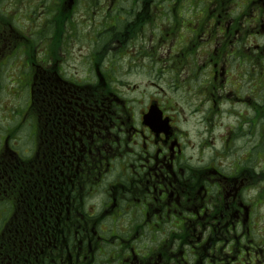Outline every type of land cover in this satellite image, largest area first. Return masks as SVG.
<instances>
[{
  "label": "flooded vegetation",
  "instance_id": "af4514ba",
  "mask_svg": "<svg viewBox=\"0 0 264 264\" xmlns=\"http://www.w3.org/2000/svg\"><path fill=\"white\" fill-rule=\"evenodd\" d=\"M87 1L93 15L99 0ZM103 1L81 75L50 54L38 65V40L0 20V79L23 51L41 118L31 145H15L20 127L0 136V264H264L253 239L263 141L229 164L232 143L264 140V70L249 69L264 68V0ZM56 4L71 13L65 29H80L77 0ZM177 75L187 87L168 85ZM222 105L247 111V133L231 130L219 147L201 132L191 154L180 112L213 134ZM154 108L162 118L146 122Z\"/></svg>",
  "mask_w": 264,
  "mask_h": 264
},
{
  "label": "rangeland",
  "instance_id": "374dc122",
  "mask_svg": "<svg viewBox=\"0 0 264 264\" xmlns=\"http://www.w3.org/2000/svg\"><path fill=\"white\" fill-rule=\"evenodd\" d=\"M2 0L0 1V16H10V21L15 29L22 33V35L26 36L29 39L38 40V47L35 49L34 55L36 56V62L38 65L42 67H47L46 59L45 63H42V60L46 57V55L52 56L55 60H62L63 67L69 73L79 72L81 75L83 72V61L85 56L89 53L90 42L87 33L89 29V20L90 17L91 21L94 25V21L100 22L104 20V9L103 6L104 1L99 0L97 2L98 9H96L95 13L91 15V7L90 2L87 0H77V4L73 7L78 5V15H74L72 19H74L75 23L80 21V29L76 27V32L73 29V26H70L64 30V46L63 50H68L69 53H65L66 55L62 56L61 51L55 49V47L51 46L52 48L48 47V43L52 44L51 40L54 35V31L52 28L48 27V21L53 17L52 14L48 13L49 7L55 9V1L51 0ZM79 1V2H78ZM204 2H210V0H200ZM192 7V5H189ZM46 8V9H45ZM45 25H44V24ZM40 32L45 33V40L44 37ZM87 33V34H85ZM75 34H79L78 36ZM51 50V51H50ZM85 50V51H84ZM50 51V52H49ZM84 51V52H83ZM24 56L23 51L15 54L14 58L6 64V68L1 72V79H0V136L4 137L7 130H15L19 128L18 136L20 135L19 144H15L16 146L22 147V145H31V135L32 138L36 135L37 125L36 120L34 118L28 117V109L30 107V95L28 94V86L26 85V81H23L20 76L21 67H25L26 64H23ZM25 59V58H24ZM26 61V60H25ZM52 60L49 59V62ZM67 61V63H66ZM22 65V66H21ZM49 65V64H48ZM71 68V69H69ZM118 71L119 74V66L114 68ZM249 69L251 71L256 70H264V68L259 69V65L252 67L249 65ZM79 79H81L79 77ZM167 76L163 78H159L157 82L159 83L160 87L166 88L168 85L172 86H179L182 89L187 87L183 86V80L180 75H177L174 78V85L173 82L168 81V85L163 83H167L165 80ZM119 80V76L116 78ZM22 81V82H21ZM144 79L138 80V83L144 82ZM181 83V85H180ZM236 84V83H235ZM244 82H240V85H244ZM118 85V84H116ZM118 88V87H117ZM239 90L238 87H236ZM118 92V90H117ZM166 96H162V99H166ZM182 98L181 96H174V100H179ZM234 108L227 106H219L218 111V121L216 123V129L214 133H211L212 127L208 124H205L202 120V117L199 116L197 112L194 111H184L180 112L183 114L182 117L184 123H182V127L184 131L190 138V153L197 155L199 152L201 153L204 149V141L205 139L210 140L214 139H221L219 147L222 145V140L228 136L229 131L233 130L236 131L237 129H241L242 133H247L248 127L245 124L247 111L244 109H236L233 111ZM203 132L201 139H199V133ZM15 135L14 137H18ZM250 139V140H249ZM249 139L244 136V138L239 139L237 142L232 143V154H229V164L230 162L234 163L237 159H243L246 154L249 152L252 146H258L259 142L263 141V148H264V140L260 141L259 136ZM33 142V141H32ZM1 143V141H0ZM12 143H15L12 141ZM22 144V145H21ZM17 146V147H18ZM211 155H207V161L210 159ZM199 159L196 160V163H199ZM219 163V159H217ZM225 163V160H223ZM262 208V207H261ZM259 214L256 217L255 221V233L253 236L255 247L264 250V208L258 210ZM245 263V260L243 261Z\"/></svg>",
  "mask_w": 264,
  "mask_h": 264
},
{
  "label": "trees",
  "instance_id": "16d2710c",
  "mask_svg": "<svg viewBox=\"0 0 264 264\" xmlns=\"http://www.w3.org/2000/svg\"><path fill=\"white\" fill-rule=\"evenodd\" d=\"M53 2V0H51ZM46 1L44 0V3ZM55 11V12H54ZM48 13L52 14V18L48 21V27L52 28L54 31V38H53V43L55 45V49L58 50L59 45H60V38L59 36L63 35L65 26L67 21L70 18V15H65L63 16V12H61V9H58V6H55V9L53 10L52 7H49ZM42 36L44 37L43 39L45 40V33L40 32ZM57 42V43H56ZM32 56H34L33 52L31 53ZM52 57V56H50ZM48 56L44 58L46 60ZM53 58V57H52ZM32 59V58H31ZM49 60V59H48ZM49 62V61H48ZM39 105H40V95L36 94L34 96V101L33 105L30 108V112L33 114V116L36 118V120H40V112H39ZM31 114V115H32Z\"/></svg>",
  "mask_w": 264,
  "mask_h": 264
},
{
  "label": "water",
  "instance_id": "95a60500",
  "mask_svg": "<svg viewBox=\"0 0 264 264\" xmlns=\"http://www.w3.org/2000/svg\"><path fill=\"white\" fill-rule=\"evenodd\" d=\"M158 111H159L158 109H154L153 112L151 111V114L153 113L154 119H157V118L160 119L161 118V112L160 111L158 112Z\"/></svg>",
  "mask_w": 264,
  "mask_h": 264
}]
</instances>
